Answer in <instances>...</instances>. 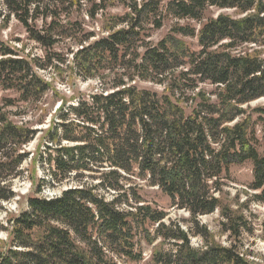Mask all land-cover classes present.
<instances>
[{
  "label": "trees",
  "instance_id": "1",
  "mask_svg": "<svg viewBox=\"0 0 264 264\" xmlns=\"http://www.w3.org/2000/svg\"><path fill=\"white\" fill-rule=\"evenodd\" d=\"M113 1L126 11L112 16L106 35L95 38L82 17L95 19L109 0H0V26L17 21L47 60L59 44L76 46L71 70L100 85L69 106L72 120L62 114L52 121L42 149L37 143L29 157L23 148L37 129L29 120L13 121L7 108L41 102L49 83L38 71L46 65L0 40V90L16 94L0 103V201L15 197L12 183L28 158L31 165H46L50 177L36 184L31 174L36 194L7 226L0 224L9 237L0 264L139 262L141 244L157 240L152 264H250L237 244L253 227L244 203H227L225 188L231 167L249 162L247 202L264 203V104L249 106L264 97V1L170 0L167 14L186 23L155 44L149 38L162 27L160 1ZM211 9L241 16L205 17ZM181 37L196 38L198 49ZM136 82L164 90L158 94ZM202 84L213 91L201 90ZM134 178L186 211L193 220L189 229L166 222L165 211L145 203ZM69 181L57 196L39 197L44 184ZM214 212L228 246L211 241L199 225L198 217ZM191 232L201 246L191 245Z\"/></svg>",
  "mask_w": 264,
  "mask_h": 264
},
{
  "label": "rangeland",
  "instance_id": "2",
  "mask_svg": "<svg viewBox=\"0 0 264 264\" xmlns=\"http://www.w3.org/2000/svg\"><path fill=\"white\" fill-rule=\"evenodd\" d=\"M162 11V27L150 32V42L155 44L162 37L167 35L172 27L177 23L185 24V21L177 22L166 12V5L170 0H159ZM264 1V0H263ZM108 6L103 13H100L95 19L84 18V29L92 32L95 38L106 35L105 28L109 26V19L112 16L122 15L126 8L116 1L109 0ZM223 12L233 17H240L234 10L219 11L211 9L206 12L205 17L215 16L217 13ZM187 44L191 50H197L196 38L184 37L180 38ZM0 40L4 41L10 46H14L19 50V54L27 55L28 57H38L41 63L46 65L45 70L38 71L39 75L49 83V90L42 98L40 103L24 104L16 102V106L7 108L12 111L10 118L15 122L31 121L29 126L37 129L36 138L28 143L23 149L29 153V157L35 152L37 143H40L42 149L43 137L46 129L53 122H59V116L65 115V118L72 120L73 116L69 115V106L76 104L79 99H87L88 96L96 91L99 82L97 79H82L77 76L70 67L71 50L76 46L70 47L65 43L59 44L51 50L48 59L45 57L44 50L37 43L29 40L23 27L14 19H12L6 27L0 26ZM55 53V54H52ZM137 87L145 88L161 94L164 86H160L150 82H136ZM199 88L205 92L213 91L214 87L210 85H200ZM16 94L10 91L0 90V103L3 99L15 98ZM264 104V97L255 100L249 104L250 107H255ZM61 106V107H60ZM186 112L189 109L186 108ZM17 113L18 115H16ZM261 151V145H258ZM22 176L17 178L12 183V190L15 197L8 202L0 201V224L7 226V218L17 215L26 208V199L34 196L36 184L39 180L48 179L49 171L46 165L37 162L31 165L29 158L21 165ZM231 180L225 188V200L227 203L233 204L234 199H238L239 203H244L243 210L251 221L253 232L244 234L241 242L237 245L240 252L244 254V258L250 264H264V203L250 201L247 202L249 190L247 186L252 180L251 164L249 162L232 166L230 169ZM33 175L36 184L33 185L30 180V175ZM47 181V180H45ZM96 182V181H94ZM132 182L138 184V194L145 203L150 204L151 207L158 208L166 212L165 221H174L179 223L183 228L189 229L193 224L191 216L183 210L171 206L169 198L164 195L157 187L150 186L147 181L134 178ZM73 182L69 181L60 186L51 187L46 183L41 188L39 197H54L62 190L71 186ZM109 197V196H108ZM199 225H203L209 231L210 240L228 246L230 238L228 234L222 231L220 226V217L218 212L198 217ZM190 231V230H189ZM9 242L7 231H0V251L3 250ZM190 242L193 247H199L203 240L199 235L190 234ZM237 243V242H236ZM159 240L148 245L143 242L141 244L143 258L139 262L122 261L121 264H152L151 254L153 250L160 248Z\"/></svg>",
  "mask_w": 264,
  "mask_h": 264
}]
</instances>
